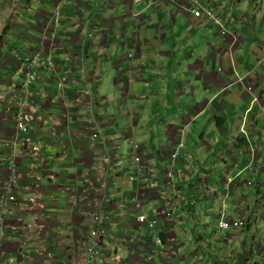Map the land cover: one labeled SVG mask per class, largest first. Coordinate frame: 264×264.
I'll return each mask as SVG.
<instances>
[{
  "label": "crops",
  "instance_id": "obj_1",
  "mask_svg": "<svg viewBox=\"0 0 264 264\" xmlns=\"http://www.w3.org/2000/svg\"><path fill=\"white\" fill-rule=\"evenodd\" d=\"M200 1L227 34L187 0H63L58 18L56 0H0V96L18 74V50L40 49L56 64L34 82L29 136L41 159L23 153L29 141L13 144L0 98V191L14 157L26 181L19 198L43 205L18 206L0 233L17 264H83L96 202L109 231L100 264H146L151 241L136 218L154 209L167 252L154 264H264L253 232L264 224V0ZM201 218L246 225L209 235L216 224Z\"/></svg>",
  "mask_w": 264,
  "mask_h": 264
},
{
  "label": "built area",
  "instance_id": "obj_2",
  "mask_svg": "<svg viewBox=\"0 0 264 264\" xmlns=\"http://www.w3.org/2000/svg\"><path fill=\"white\" fill-rule=\"evenodd\" d=\"M54 8V16L58 18L60 15L61 5L63 0H56ZM190 4L189 8L195 17L201 18L206 17L213 20L216 26L219 28L221 34H227L225 26L222 25L221 19L215 13V7L210 3H202L200 0H187ZM251 26L254 25L253 20H249ZM93 25L89 22L88 35L91 36V30ZM18 56L20 59V67L18 68V74L15 76L10 84L9 91L5 92L1 99L9 102L8 115L12 118L14 129L16 131L14 138H11L14 145L24 144L30 142V146L25 149L24 154L33 156V158L41 159V148L38 144L33 143L32 138L29 136L31 129L33 128V122L36 120L37 115L34 109L31 108L33 102V96L35 94L34 82L38 80L40 72H54L56 71V64L49 55L44 54L40 49L32 50L28 48H22L18 50ZM128 59L133 58L134 55L127 54ZM222 71V68L219 69ZM68 72L63 73L57 78V86L59 89H64L65 83L67 82ZM237 82H244V79H238ZM246 89L255 94V100L261 98V94L256 92L254 85H247ZM27 135L28 137L24 136ZM22 137H24L22 141ZM8 144V143H7ZM5 145V143H4ZM135 154V162L142 166V159L139 156L140 145L135 144L133 147ZM178 154L173 153L172 157L177 158ZM16 161L14 157L7 159V166L9 167V173L6 178L2 179L1 191H0V223L2 227L0 229L1 236L6 233V224L8 218L16 214V208L18 206H23L25 208H32L36 204V197L31 196L27 199L22 200L18 196V191L26 188V181H21L22 174L16 168ZM139 167V173L143 174L145 171L142 167ZM180 194V192H178ZM39 206H43L42 202L39 201ZM141 204H138L140 208ZM161 212L154 209L151 214H140L136 218V223L139 227L145 229L147 233V239L151 241L150 247H148V256H146V264H154L153 258L155 256L167 257L166 247L164 238L159 234L158 228L160 224L159 215ZM107 215L100 202H96L94 209L91 213V229L89 234V243L86 248L85 260L83 264H100V259L103 254H106V250L103 246V240L108 238V228H107ZM43 224H39L42 226ZM246 225L245 221L242 219H231V218H221L218 227L221 230H229L232 228H244ZM0 236V259L6 256L7 264H17L18 258L14 255L7 254L6 251L2 250V237ZM136 235L133 233L132 236H127L126 241L134 245ZM45 254L49 257L52 256L53 252L51 250H44ZM66 264V263H65ZM241 264H252L251 260H246Z\"/></svg>",
  "mask_w": 264,
  "mask_h": 264
},
{
  "label": "rangeland",
  "instance_id": "obj_3",
  "mask_svg": "<svg viewBox=\"0 0 264 264\" xmlns=\"http://www.w3.org/2000/svg\"><path fill=\"white\" fill-rule=\"evenodd\" d=\"M127 54H132V55H135L134 52H127ZM227 99L232 102V98L231 97H227ZM122 145V144H121ZM125 151H126V146L122 145V149H121V153L122 155L125 154ZM149 215V214H148ZM216 224V225H210V228L208 229V234L209 235H212L213 232H216L218 231L219 232V227H218V220L217 222L212 219H205V218H201V227L202 225L204 224ZM253 232L255 234H257V237L261 240L260 242H264V224L263 223H258L257 224V229L254 230L253 229ZM221 235H223V233H221ZM220 239V238H219ZM219 239H216V238H213L212 242L214 243L213 246H216L219 250V252L221 253H225L226 250H227V245L225 243H221V242H218ZM258 244V241H256V245Z\"/></svg>",
  "mask_w": 264,
  "mask_h": 264
}]
</instances>
